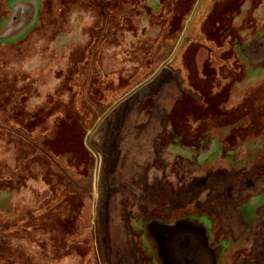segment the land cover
Returning a JSON list of instances; mask_svg holds the SVG:
<instances>
[{"label":"rangeland","instance_id":"rangeland-1","mask_svg":"<svg viewBox=\"0 0 264 264\" xmlns=\"http://www.w3.org/2000/svg\"><path fill=\"white\" fill-rule=\"evenodd\" d=\"M198 1L0 0V264H264V0Z\"/></svg>","mask_w":264,"mask_h":264},{"label":"crops","instance_id":"crops-1","mask_svg":"<svg viewBox=\"0 0 264 264\" xmlns=\"http://www.w3.org/2000/svg\"><path fill=\"white\" fill-rule=\"evenodd\" d=\"M184 161H188V160H184ZM172 225H173L172 223L170 225L158 224V226H154V227L157 228L159 226H167L168 230H170V232H172L171 230L175 231V228L178 227V228L183 229L185 231L187 230L186 232L192 231L194 234L197 233L200 241L205 246V250H204L205 253H202L203 256H202L201 260L206 258V260H207L206 264H215V252L213 253L212 249L209 247V245H210L209 241L207 243V240H206L207 237L204 235L205 234L204 228L202 225L199 224V222H196L195 220H193V222L185 221L183 225L181 224L179 226L173 227ZM151 227L152 226H150L147 229L148 238L151 239V241L153 242V244L155 246L152 243L151 244L155 248L158 249V258L161 260L160 263L166 264V262H165L166 261V253H165L164 247H163V245L160 244V241L156 238V235L152 230L154 228L153 227L151 228ZM206 233H207V231H206ZM150 239H149V241H150ZM218 262L216 264H218ZM182 264H184V263H182ZM192 264H197V262L196 263L194 262Z\"/></svg>","mask_w":264,"mask_h":264},{"label":"water","instance_id":"water-1","mask_svg":"<svg viewBox=\"0 0 264 264\" xmlns=\"http://www.w3.org/2000/svg\"><path fill=\"white\" fill-rule=\"evenodd\" d=\"M200 1L201 0H199L198 1V4L196 5V8H195V10H194V13H193V15L195 14V11H196V9H197V7H198V5H199V3H200ZM193 15H192V17H193ZM191 18V17H190ZM190 19H189V21H188V23H187V25H186V28H185V30H184V33H183V35L181 36V38H180V41H179V43H178V48H179V46H180V44L182 43V41H183V38H184V35L185 34H187V32H188V28H189V25H190ZM169 61H171V59L169 60ZM90 137H91V133H90V135L86 138V145H87V147L94 153V155L96 156V154H97V151H96V149L92 146V144H91V140H90ZM96 158H97V156H96ZM183 225L184 224V222H182V221H180V222H177V223H175V224H173L172 226L174 227V226H179V225ZM171 226V227H172ZM154 229H155V227L154 226H152ZM151 227V228H152ZM178 230L180 229V228H178V227H176ZM175 228V229H176ZM180 230H182V232H184L185 230H183V229H180ZM171 231H173V230H171ZM187 231V230H186ZM174 232V231H173ZM206 240H207V243H208V238H206ZM205 249V246H204V248H202V249H199L198 248V250L197 251H195V252H190V254L189 255H186V256H184V255H181L180 253H176V254H174L173 256H169V257H167V255H166V264H182V263H184V264H192V263H196L197 262V264H206V262H207V260H206V258L205 259H202L201 260V258H202V256H203V254L202 253H204V252H200L199 250H204ZM200 254V255H199ZM163 261V260H162ZM218 262V256H217V253H216V251H215V264Z\"/></svg>","mask_w":264,"mask_h":264},{"label":"flooded vegetation","instance_id":"flooded-vegetation-1","mask_svg":"<svg viewBox=\"0 0 264 264\" xmlns=\"http://www.w3.org/2000/svg\"><path fill=\"white\" fill-rule=\"evenodd\" d=\"M260 39H264L263 37L262 38H260ZM248 57V56H247ZM249 58V60L251 61V58L250 57H248ZM170 134V133H169ZM179 140V139H178ZM179 144V143H178ZM180 147L181 148H183L184 149V151H187V150H192V146L190 147V146H187V145H184L183 143H181L180 142ZM194 146V145H193ZM152 242V241H151ZM150 243V242H149ZM152 244H153V242H152ZM154 245V244H153ZM155 246V245H154ZM152 250H153V253H154V255H156L157 257H158V249L157 248H153L152 247Z\"/></svg>","mask_w":264,"mask_h":264},{"label":"trees","instance_id":"trees-1","mask_svg":"<svg viewBox=\"0 0 264 264\" xmlns=\"http://www.w3.org/2000/svg\"><path fill=\"white\" fill-rule=\"evenodd\" d=\"M207 142V141H206ZM206 142H202L201 140L200 141H198L194 146H195V150L197 151L198 149L199 150H201L202 152H204V150H205V148H206V146H204L203 144L204 143H206ZM194 146H192V149H193V147ZM198 147H200V148H198ZM206 151V150H205ZM2 261L0 260V263H1Z\"/></svg>","mask_w":264,"mask_h":264}]
</instances>
